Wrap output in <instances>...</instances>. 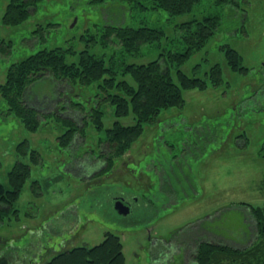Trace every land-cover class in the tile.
I'll return each instance as SVG.
<instances>
[{
  "label": "rangeland",
  "instance_id": "rangeland-1",
  "mask_svg": "<svg viewBox=\"0 0 264 264\" xmlns=\"http://www.w3.org/2000/svg\"><path fill=\"white\" fill-rule=\"evenodd\" d=\"M238 1L220 6L214 0H200L189 12L178 15L154 9L128 12L129 25L160 27L166 33L158 42L142 45L137 56L123 57L133 63H147L167 49L183 50L175 30L178 25L219 14L221 24L215 34L172 67L171 74L177 82L174 70L178 67L188 75L205 78L217 63L222 83L205 90L183 89V105L163 109L128 150L113 158V165L93 156L99 149L108 151L106 142L99 143L105 137L104 129L116 119L133 123L132 114L116 117L108 108L102 116L103 129L89 124L85 136L78 134L84 130L79 131L69 146L62 147L57 140L64 130L60 118L47 114L46 122L29 131L20 118L6 114L7 104L0 96V182L7 185V172L18 158L15 146L21 140H28L42 157L39 164H32L31 175L13 204L17 212L0 210V255L9 264L18 259L23 264H44L52 255L47 247L58 252L72 244L94 245L106 231L119 235L124 264H157L150 255L156 258L166 245L175 246V251L179 245L193 248L199 237L194 234L196 221L209 232L208 241L242 247L253 239L255 221L242 203L264 204V157L260 155L264 141V0ZM5 5L6 0H0V44L8 45L7 52L0 50V84L10 63L44 47L63 48L66 63L76 62L84 49L109 56L115 48L120 58L118 43L104 47L99 42L101 23H120L126 18L117 3L100 11L94 0H41L18 25L1 23ZM38 26L43 29L34 36ZM226 44L240 53L249 67L247 73L227 65L221 48ZM117 78L135 84L129 75ZM56 83L44 78L29 86L26 103L42 115L59 110L55 104L60 101L59 106L67 99L81 102L96 97L92 86L82 93L75 87L77 96L63 81ZM68 110L63 113L71 114ZM87 158L98 162L93 171L85 170ZM115 195L135 197L129 214L114 209ZM44 224L51 232L41 235L38 232ZM30 229L33 241L44 243L46 249L38 250L30 242ZM173 237L183 241L172 242ZM29 253L36 258H29ZM175 256L174 264L180 263L181 251Z\"/></svg>",
  "mask_w": 264,
  "mask_h": 264
},
{
  "label": "trees",
  "instance_id": "trees-1",
  "mask_svg": "<svg viewBox=\"0 0 264 264\" xmlns=\"http://www.w3.org/2000/svg\"><path fill=\"white\" fill-rule=\"evenodd\" d=\"M39 1L41 0H6L1 23L18 25L24 22L35 11ZM94 1L100 5V11L108 5L117 3L123 10L122 14H126V18L120 23L100 24V44L106 47L118 43L120 58L114 54L115 48L109 56L97 55L84 49L78 53L76 62L66 63L63 48L44 47L8 65L5 80L0 84V96L7 104L6 114H14L20 118L29 131H36L41 122H46L47 114L60 118V126L64 130L57 136V140L62 147L69 146L79 131L84 130L78 134L85 136L89 124L97 130L103 129L102 116L108 108H111L112 114L116 117L132 114L133 123L123 124L116 119L110 127L104 129L105 137L99 140V143L106 142L108 151L103 152L99 149L98 154L93 156L103 157L106 165L109 163L113 165V158L128 150L142 134L144 126L154 123L163 109L183 105V89L205 90L209 86L221 85V67L217 63L210 67L205 78L188 75L178 67L174 70L177 82L173 80L171 74L172 67L184 62L207 43L215 34L221 20L219 14H213L182 22L175 30L178 31L179 39L184 45L183 50L167 49L161 52L158 58L147 63L126 62L124 56H137L142 45H151L158 42L162 36H166L165 30L160 27L129 25L127 23L129 11L154 9L163 10L169 15H178L189 12L200 0ZM238 2L214 0V3L220 6H231ZM41 29L43 28L38 26L34 30V36ZM7 47L8 45L1 43V53L7 52ZM221 48L227 65L233 71L244 74L248 72L249 67L243 64V58L236 49L227 44ZM117 75H129L135 84L123 78L118 79ZM44 78H50L55 83L63 81L67 85L66 89L72 90L77 96L80 94L75 93V87L82 93L92 86L94 88L92 94L96 97L91 99L88 96L83 100L85 102H70L65 97L66 102L60 106L61 101L55 104L59 110L54 108L53 111L41 115L35 106L26 103L25 95L29 86L33 87ZM60 95L62 96V93L59 94V98ZM67 108L68 112L72 111L71 114L63 113ZM76 116L79 117V122ZM15 151L18 158L7 172V185L0 182V204L3 205L0 210L6 212L12 210L14 214L17 210L13 209V204L31 175L32 164H39L42 160L40 153L32 148L26 139L16 144ZM260 155L264 157V141ZM261 183L264 189V177ZM242 204L249 207L255 221L253 239L242 247L216 241L201 242L194 251L197 264H264V204L255 206ZM45 231L48 229L44 227L38 233L43 235ZM39 244L43 245H40L39 250L46 249L43 243ZM49 251L52 255L44 264H124L125 261L121 239L118 234L111 231H106L103 239L94 245H70L62 247L58 252L48 247V253ZM28 257L33 260L36 258L32 254ZM21 261L22 259L15 264H23ZM0 264H9L8 258L0 255Z\"/></svg>",
  "mask_w": 264,
  "mask_h": 264
},
{
  "label": "flooded vegetation",
  "instance_id": "flooded-vegetation-1",
  "mask_svg": "<svg viewBox=\"0 0 264 264\" xmlns=\"http://www.w3.org/2000/svg\"><path fill=\"white\" fill-rule=\"evenodd\" d=\"M90 160L91 159H89V158H87L85 160V162H86L85 170H87V171H93L98 166V162L96 164V162H94V160H91V161ZM117 199H122L124 201V203L127 204V206L129 207V212L127 214H129L131 212L132 208H133V202L136 201L135 197H133L131 199H128L124 195H115L113 197V207H114V202ZM200 224H201V222L196 221V224L194 225V229H195V233L194 234L197 233V235H199V237H196V239L198 238L196 240L197 243L193 246V248L190 250V249H187L186 247H182L181 245H179V247H177L176 251H178V250L181 251V253L183 255L182 261L180 263L178 262V264H197L196 260H195V256H194L195 255L194 251L196 250V246L199 243L208 241L206 233H209L208 231L206 232V230L204 228H202L204 225L203 224L200 225ZM43 227L47 228L48 231L51 232V230L48 227V224L47 225L44 224ZM199 228L202 229V232L198 233V231H196V229H199ZM175 240H177L176 237H173L172 238V242L181 244L180 242L183 241L182 239L179 240V241H175ZM188 250H190V253L188 252ZM174 251H175V246L173 247V246H170V245H166V247L164 249L160 250L159 255H156V258L153 259V257L150 255V259L153 262H157V264H171L172 262L174 264V263H176V259L175 258L177 257V256H175L176 251L175 252Z\"/></svg>",
  "mask_w": 264,
  "mask_h": 264
},
{
  "label": "water",
  "instance_id": "water-1",
  "mask_svg": "<svg viewBox=\"0 0 264 264\" xmlns=\"http://www.w3.org/2000/svg\"><path fill=\"white\" fill-rule=\"evenodd\" d=\"M114 209L122 215H126L129 212V207L122 199H117L114 202Z\"/></svg>",
  "mask_w": 264,
  "mask_h": 264
},
{
  "label": "crops",
  "instance_id": "crops-1",
  "mask_svg": "<svg viewBox=\"0 0 264 264\" xmlns=\"http://www.w3.org/2000/svg\"><path fill=\"white\" fill-rule=\"evenodd\" d=\"M30 231L32 232V229H30ZM29 233H30V232H29ZM29 236H30V242H31L32 244H35V247L39 250V248H40V244H39V243H38V244L35 243V242L33 241V240H34L33 237H31V236H34V233H33V232H32V234L30 233ZM26 241H27V240H26ZM63 241L66 242L65 239H63ZM40 243H41V242H40ZM43 244H44V243H43ZM72 245H73V244H72ZM33 246H34V245H33ZM47 248H48V247H47ZM49 248H50V247H49ZM29 254H30V253H29ZM18 261H19V259H18Z\"/></svg>",
  "mask_w": 264,
  "mask_h": 264
}]
</instances>
